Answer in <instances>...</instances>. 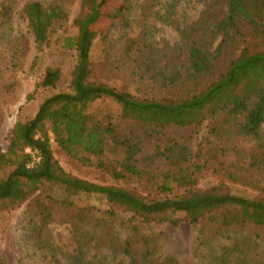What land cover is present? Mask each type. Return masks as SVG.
<instances>
[{"label":"trees","instance_id":"obj_1","mask_svg":"<svg viewBox=\"0 0 264 264\" xmlns=\"http://www.w3.org/2000/svg\"><path fill=\"white\" fill-rule=\"evenodd\" d=\"M130 0L119 8L121 27H127ZM103 0L100 2V4ZM13 2L5 0L1 15L11 11ZM214 0L212 10L196 23L180 27L179 36L186 48L182 66L158 68L150 45L138 37L122 34L120 59L132 63L142 78L160 81L163 88L178 85L177 96L138 97L126 88H117L94 74L91 48L95 32L86 28L63 38L62 48L75 52L67 90L44 97L35 114L17 121L11 128L7 145L0 148V209L25 202L44 183L59 185L68 195L94 193L108 203L122 207L144 220L157 218L179 221L175 213L184 214L192 224L207 220L214 231L242 227H264V196L248 198L230 193L224 186L206 190L189 188L184 194L147 199L130 189L112 184H97L64 173L53 156L51 139L68 156L84 164L105 169L114 179L128 176L159 178L158 187L166 192L194 182L189 144L181 143L172 131L185 126H199L205 119L225 114L223 121H234L237 134L257 142L250 164L264 171V0ZM28 29L38 49L49 40L51 31L63 20L61 5L43 6L27 2L23 8ZM206 33L219 36L214 51L196 41ZM251 36L253 41H246ZM243 41L236 57L220 68L219 59L231 44ZM121 66H118L120 68ZM175 67V68H174ZM58 67H47L36 87L54 88L61 79ZM207 78V81H205ZM191 86V87H188ZM198 86H201L198 88ZM97 101L116 106V115H107L94 107ZM120 154V160L93 162L106 153ZM37 158L33 160V156ZM152 169H160L154 173ZM5 210V209H4ZM44 200L34 201L27 213L39 233L49 213ZM77 218V221L75 220ZM72 219L76 233H84L87 215L78 211ZM133 223L139 239H128L121 247L130 264H153L151 236L141 234L142 224ZM78 259V257H77ZM0 264H6L0 260ZM219 264H255L246 247L234 244L219 257Z\"/></svg>","mask_w":264,"mask_h":264},{"label":"rangeland","instance_id":"obj_2","mask_svg":"<svg viewBox=\"0 0 264 264\" xmlns=\"http://www.w3.org/2000/svg\"><path fill=\"white\" fill-rule=\"evenodd\" d=\"M0 0V148L7 145L8 134L17 121L31 118L40 101L57 91L67 90L75 52L62 48L63 38L80 29L95 32L90 58L94 74L117 88H126L138 97H175L178 85L163 88L160 81L145 76L132 63L120 59L122 34L141 39L150 45L158 68L166 71L182 66L186 48L177 25L189 26L212 10L214 0H130L128 25L122 26L119 8L123 0H36L43 6L61 5L63 20L55 27L48 42L38 49L23 13L24 5L32 0H11V11L1 15ZM225 9V0H220ZM222 9V10H223ZM252 42L251 36L245 37ZM220 37L206 33L196 41L214 51ZM240 40L231 44L219 59L220 68L239 55L244 47ZM118 66H121L118 68ZM47 67H58L61 79L54 88L36 87ZM175 68V67H174ZM210 78H207V81ZM188 87H191L188 85ZM201 86H198V88ZM98 111L116 115V106L109 101H97ZM225 114L207 118L199 126L179 127L172 131L177 141L189 144L194 182L192 185L162 191L159 178L128 176L114 179L105 169L84 164L65 154L51 139L54 158L64 173L97 183L121 186L147 199L184 194L189 188L206 190L224 186L230 193L254 198L264 196V171H255L257 142L235 131L234 121L226 122ZM264 137V126L262 127ZM36 160L35 155L32 158ZM108 163L120 160V154L106 153L94 157ZM158 173L160 169H152ZM4 175L0 171V178ZM44 200L50 209L44 226L38 233L27 213L34 201ZM5 209V210H4ZM88 219L84 233H76L72 219L78 211ZM179 222L157 218L142 219L132 212L108 203L99 194L68 195L59 185L44 183L40 189L18 206L0 209V260L6 264H130L121 250L131 238L139 239L133 223L149 221L141 226V234L151 236L153 264H219L222 252L234 244L246 247L255 264H264V227H242L214 231L215 224L202 220L192 224L184 214L173 216ZM77 218L75 217V220ZM78 257V259H77Z\"/></svg>","mask_w":264,"mask_h":264}]
</instances>
